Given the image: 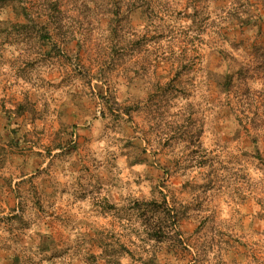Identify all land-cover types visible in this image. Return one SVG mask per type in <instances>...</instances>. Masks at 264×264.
Returning a JSON list of instances; mask_svg holds the SVG:
<instances>
[{"label": "rangeland", "instance_id": "374dc122", "mask_svg": "<svg viewBox=\"0 0 264 264\" xmlns=\"http://www.w3.org/2000/svg\"><path fill=\"white\" fill-rule=\"evenodd\" d=\"M0 264H264V0H0Z\"/></svg>", "mask_w": 264, "mask_h": 264}, {"label": "trees", "instance_id": "16d2710c", "mask_svg": "<svg viewBox=\"0 0 264 264\" xmlns=\"http://www.w3.org/2000/svg\"><path fill=\"white\" fill-rule=\"evenodd\" d=\"M243 25H246V22H241ZM145 205H151V203L149 204H145ZM137 206H139L137 204ZM163 215H167V217L169 216V211H167V207L165 206V208L162 210ZM167 217H165V219H167ZM161 222V221H160ZM163 222V221H162ZM161 223H156L152 226L151 231H149V236L151 239L157 240V241H161V239L167 235H169L170 230L165 226L162 225ZM174 223L176 225V219H174ZM153 230V231H152ZM161 235V236H160Z\"/></svg>", "mask_w": 264, "mask_h": 264}]
</instances>
